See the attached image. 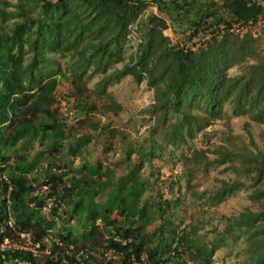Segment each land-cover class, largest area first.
Masks as SVG:
<instances>
[{
  "label": "trees",
  "instance_id": "16d2710c",
  "mask_svg": "<svg viewBox=\"0 0 264 264\" xmlns=\"http://www.w3.org/2000/svg\"><path fill=\"white\" fill-rule=\"evenodd\" d=\"M14 1L13 12L0 8V166L12 161L0 171H5L12 184L15 227L37 243L45 229L55 227L38 213L41 198L33 195L35 179L28 178L34 164L18 152L6 155L18 145L36 142L49 154L48 174L42 182L49 184L45 194L70 204L66 218L75 220L80 230L61 228L53 234L60 242L49 248L53 260L44 253L35 260L29 253L15 256L29 264H96L93 250H100L101 255L111 252L115 258L106 264H173L176 258L190 257L202 242L197 232L202 229L187 225L176 231L164 217L175 215L179 199L160 201L156 186L138 175L144 161L149 164L155 157L161 160L166 150H179L187 171L184 175H188L185 179L193 176V170L206 172L210 167L229 176L218 180L213 190H192L194 201L216 206L241 188L250 201L236 216H223L220 234L204 243L208 250L203 259L227 241H242L245 262L264 264V144L259 148L250 139L248 149L226 137L211 148L196 150L191 144L197 136L209 138L203 131L224 118L225 106L233 117L264 125V52L257 53L250 34L228 33L233 24L255 23L264 12L262 0H149L171 22L181 27L186 23V30H192L185 39L197 37V44L170 45L162 35L165 21L150 15L127 61V36L147 6L146 0ZM0 2L9 5L8 0ZM48 55L72 59L68 77L49 63ZM232 67L240 72L229 77L227 70ZM94 76L98 78L90 90L86 83ZM126 76L135 84L144 82L153 98L149 109L154 122L144 148H139L140 161L132 164L127 151L125 172L116 178L112 170L100 174L98 167L83 164L77 178L63 181L68 171L50 172L51 166L60 170L53 162L65 151L62 143L67 140L53 108L57 85L66 84L79 115L100 113L113 118L119 105L106 89ZM99 123L88 125L115 132L109 124ZM85 145V140L76 142V147ZM73 153L70 149L69 154ZM147 187L155 196L142 200ZM154 222L157 226L147 233L146 226ZM39 246L45 248L42 243Z\"/></svg>",
  "mask_w": 264,
  "mask_h": 264
},
{
  "label": "rangeland",
  "instance_id": "374dc122",
  "mask_svg": "<svg viewBox=\"0 0 264 264\" xmlns=\"http://www.w3.org/2000/svg\"><path fill=\"white\" fill-rule=\"evenodd\" d=\"M2 2H0L1 4ZM261 5L264 7V0ZM6 6L0 5V8L5 9V12H13L14 0H8ZM147 6L142 12L137 24L130 28V33L127 36V42L124 47L125 59H129V56L133 53L135 46L140 41V32H143L145 25L147 24V18L150 15H154L158 18H162L165 21L166 28L162 31V35L169 40L170 45L177 43H184L189 46L191 42L196 43L197 37L188 41L185 39L192 29H187V24L179 26L176 21L168 20L164 16L162 10L157 9L156 5L146 0ZM264 13V12H263ZM262 13V15H263ZM260 18V17H259ZM15 19L9 21L12 23ZM262 21V20H260ZM264 22H259L258 25H253L250 30H246V33L256 41V51L259 55L264 52ZM185 29V34H181V30ZM243 32V31H242ZM254 32V34H253ZM228 33L232 35H238L236 33ZM244 33V34H246ZM243 35V34H242ZM238 35V36H242ZM185 41V42H183ZM197 44V43H196ZM195 44V47L197 46ZM181 47V45H179ZM49 63H52L54 68H58L59 72L63 73L65 77L69 76V66L72 59L68 56L55 57L47 56ZM115 67H120L116 65ZM240 72L238 67H232L227 70L229 77L237 76ZM97 76H94L91 80H88L86 87L90 90L94 89V83L97 80ZM68 87L64 82L57 85L53 98L57 115L61 121V129L64 132V137L69 140V144L65 141L62 143V154L58 159L54 160V165L59 166L60 170L54 171L51 166L50 172L62 173L68 171L69 174L63 177L77 178L78 172L83 164L98 167L100 174L105 173V169L113 171V178L125 172L123 166L125 159V152L128 151L129 159L132 164H136L140 161L141 151L139 148H144L148 138L150 137V128L153 124V113L149 109L153 103L152 92L147 89L144 82L135 84L130 76H126L116 83L109 85L106 89V93L119 105V109L116 111L114 117L107 116L100 113H88L86 116L79 115L76 110L77 103L74 96H70L68 93ZM225 116L223 119L216 120L212 124L205 128L203 132L208 134V139L197 136L192 141L193 147L196 150L199 148L205 149L211 148L214 144L222 143L223 137L231 138L233 143H239L249 148L250 139L262 148L264 144V125L254 124L247 120L245 117H233L229 114L228 107H224ZM82 121V122H80ZM99 121V124H109L110 128L114 129L112 133L108 128L104 131L100 128L88 125L89 123ZM248 131L251 135L249 137L246 134ZM152 139L158 141V137L151 135ZM235 140H234V139ZM86 141L85 146L76 147V142ZM235 142H234V141ZM126 144V145H125ZM74 150V155L69 154V150ZM10 152H18L27 156V160L34 164L35 170L28 176L29 179H35L32 186L41 194L47 193L49 184L42 185L43 178L48 174L47 161L49 160V154L43 148H41L36 142L28 147H20V145L12 148ZM164 151L161 160L155 157L147 164L145 161L142 164L141 169L138 172L139 178L147 179L148 183L156 186L158 189V195L160 201L170 200L172 198L179 199V205L176 209L175 215L171 217L169 214L164 217L165 220L170 221L173 227H176V231L180 230L182 226L192 225L198 226L202 229L197 231L201 235L202 242H199L195 250H191L190 257L182 256L176 258L175 262L179 264H247L245 262L244 245L242 241L236 243L227 241L224 245L217 247L212 256L207 259H203L207 254L204 243L212 240L220 234V231L224 225L223 216H236L243 208L250 205L248 200V194L246 189L241 188L235 194L226 198L223 202L216 206L208 207L203 201H194L191 195V191L201 192L203 190H213L217 186L218 180H227L228 175L220 173V168H208L206 172H200L193 170V176L189 179H185L184 173L187 172L180 161V151ZM52 162V161H51ZM85 162V163H84ZM12 161L4 164L3 167L10 166ZM153 173V175H150ZM157 174V176L155 175ZM231 177V176H230ZM157 178V179H156ZM156 179V181H155ZM154 187L153 191L156 189ZM144 194L142 200H146L150 194L155 196L154 192L150 191V188ZM103 198H99L102 201ZM152 198L149 199V201ZM157 200V199H156ZM65 211L57 217V227L59 230L65 228H72L74 232L79 233L78 224L75 220H72L70 225L66 223L65 212L70 210V204L64 202ZM201 223V224H198ZM59 225V226H58ZM157 226V222L150 223L146 226V232H153ZM195 228V227H194ZM196 229V228H195ZM197 230V229H196ZM196 232V233H197ZM198 251V252H197ZM91 256L95 260L96 264H106L107 259H114L111 252L101 255L100 250L91 251ZM144 256H141L143 261ZM173 263V264H174Z\"/></svg>",
  "mask_w": 264,
  "mask_h": 264
},
{
  "label": "built area",
  "instance_id": "2783aa9c",
  "mask_svg": "<svg viewBox=\"0 0 264 264\" xmlns=\"http://www.w3.org/2000/svg\"><path fill=\"white\" fill-rule=\"evenodd\" d=\"M259 17L255 23L247 21L245 23L233 24L228 31L242 35L246 33V30H250L253 25L264 22V13ZM36 191L37 190H34L33 195L41 198V205L37 208L38 213L44 221H52L55 224L54 228L45 229V235L39 242L44 244V249L40 248L39 243L33 242L28 233L20 231L15 227V218L11 207L12 184L6 173L0 171V264H29L28 260L17 258L15 256L17 253H21V257H26L25 255L28 256L29 253L34 260L38 259L41 253H44L48 254L50 257L52 256V260L54 259V255L49 254V248L52 244L60 245L58 238L54 237L53 234L59 231L58 228L60 227H57L59 223L57 222V217L63 215L62 213L65 211V206L63 201L56 197L47 196L45 193L41 194ZM29 207L35 208L33 204H29ZM66 222L67 225H70L72 220H67L66 218ZM60 233L62 234L63 232ZM80 255L81 251L75 255V260L78 261Z\"/></svg>",
  "mask_w": 264,
  "mask_h": 264
},
{
  "label": "clouds",
  "instance_id": "9594fccd",
  "mask_svg": "<svg viewBox=\"0 0 264 264\" xmlns=\"http://www.w3.org/2000/svg\"><path fill=\"white\" fill-rule=\"evenodd\" d=\"M3 167V166H2ZM5 172V171H4Z\"/></svg>",
  "mask_w": 264,
  "mask_h": 264
}]
</instances>
